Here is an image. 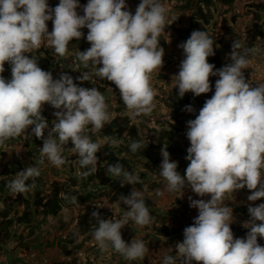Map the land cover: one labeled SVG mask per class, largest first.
Here are the masks:
<instances>
[{"label": "clouds", "instance_id": "9594fccd", "mask_svg": "<svg viewBox=\"0 0 264 264\" xmlns=\"http://www.w3.org/2000/svg\"><path fill=\"white\" fill-rule=\"evenodd\" d=\"M80 7L83 15L77 12ZM127 7L125 0H88L84 6L78 0H59L54 8L48 0H0V73L5 71V63L11 66L10 80L0 75V145L28 135L30 129L29 137L43 141L39 164H44L45 158L56 168L69 163L63 152L71 141L79 166H91L80 175L88 177L97 171L96 154L101 144L88 133L100 132L111 120L105 96L97 88L78 86L67 73L54 79L51 72L38 66L36 56L25 55L46 42L58 56L65 57L69 42L81 39L85 27L91 46L75 51L74 60L84 68L91 64L94 72H82L76 80L83 83L95 75L114 83L132 120L152 114L157 95L151 84L152 74L164 64L159 38L172 23L161 0H141L135 14ZM50 20L51 32L46 23ZM213 45L204 30H194L178 45L185 55L175 75L179 97L187 92L197 97L206 94L211 91L209 77L219 79L198 116L186 122L190 147L185 159L190 163L185 175L177 171L178 162L170 159L167 147L161 149L159 175L166 181L168 192L183 193L190 187L200 197L210 196L208 200L189 196L190 207L198 209V215L184 229L183 242L176 243L177 255H165L162 264H264V246L258 243V237L264 238V203L249 205L244 238H234L230 227L233 209L224 204L226 197L245 187L251 192L249 201L264 198V83L253 87L242 71L249 68V55H255L257 49L245 47L242 39L233 40L231 63L214 71L215 65L207 59L215 55ZM44 104L58 110L53 113L51 127L42 115ZM182 110L195 111L192 105ZM146 146L144 141H133L130 149L135 153ZM107 172L120 180L121 186L143 183L138 174L119 162L109 164ZM40 176L39 167L29 166L16 173L6 187L12 194L27 193ZM29 179L31 184L26 183ZM144 191H148L147 185ZM156 194L162 195L159 190ZM70 202L78 204L77 197L71 196ZM93 202L101 205L99 200ZM120 202L128 206L122 219H103L95 211L100 205L92 210L91 217L97 223L90 234L101 252L111 248L126 260H142L149 251L146 244L142 240L126 243L121 229L129 230L123 228L131 226L129 220L144 227L154 223L156 217L150 215L143 194L134 188L128 196L121 195ZM123 233L130 240L129 233Z\"/></svg>", "mask_w": 264, "mask_h": 264}, {"label": "rangeland", "instance_id": "374dc122", "mask_svg": "<svg viewBox=\"0 0 264 264\" xmlns=\"http://www.w3.org/2000/svg\"><path fill=\"white\" fill-rule=\"evenodd\" d=\"M255 1L259 0H234L230 6V13H236L239 15L235 24H232L234 28L233 35L235 38L242 40L244 39L245 25L250 19L249 13L247 11L248 5L249 3ZM161 2L168 9V19L170 23H174L172 17H178L177 19H179L181 23H174L175 26L185 27L187 25L189 21V14L188 11H183L179 8L181 4L180 1L161 0ZM78 3L81 6H84L88 3V0L81 2L78 1ZM125 3L128 6L126 10H130L132 14H135L136 8L138 4L141 3V0H125ZM58 4L59 0H50L49 6L54 8ZM77 12L79 15L84 14L82 7L77 8ZM227 15L229 16V14ZM217 19H219V16ZM46 23L51 24L50 26L53 27V22L51 20L47 21ZM48 31L51 32V30ZM163 35L168 41V47L164 52L163 67L156 70L152 74L151 84L156 90L157 95L155 97L156 108L150 116H141L136 120H132L120 97L119 89L116 88L114 83L107 81L106 79H101L95 75H91L90 81H84L81 83L80 81L76 80V77L81 76L82 72H87V68H84L81 62L74 60L75 51L79 50V47L71 46V42H69V54L65 57L56 58L47 71L52 73L54 79H58L62 72L67 73L73 77L78 86L89 89L92 87L97 89H99V87H103L105 90L99 91L106 98V103L109 106L111 118L115 115L127 116L131 123L139 127L138 134L142 135L145 140L151 142L152 132L150 129L152 127L159 129L160 122L165 120L178 123L177 120L175 121L172 119L173 110L166 106L164 98L167 97V95L170 94V92H172L175 87V75L178 74L181 61L185 58V55L178 47L179 38H177V32L172 31L171 29L169 31H165ZM79 43L80 42H78V44ZM42 46L49 47L46 42ZM50 49L53 50L51 47ZM262 52L263 53H256V56L251 59L249 68L244 69L246 72L243 71L245 77L252 75L257 78V80H259V83H264V51L262 50ZM25 55H28V53ZM4 67L6 68L3 72V77L6 80H10L11 66L10 64L6 63ZM93 72L94 71L91 73ZM255 78H253L254 81H250L249 79H246V81H249L252 83V86L255 87L256 84H259L258 81L255 82ZM43 111H45V113H42V115L47 119L49 127H51L53 120H55L53 111H51V108H49L48 104L43 105ZM55 111L58 110L56 109ZM196 116H198V114L189 116L186 113L185 115L181 116L180 121L182 122H180L179 125L183 129V134L175 138L173 145L181 147L187 151V149L190 147V141L186 136V132L188 130L186 122L189 120H194ZM90 128L91 125H89V129ZM128 129L129 127L124 125L119 128L117 127L116 136L96 137L97 142L101 144L100 151L105 143H110L115 148L122 146V144L127 141L126 137ZM30 132L31 130L29 129L28 135H30ZM28 135L25 133L18 138L6 141L4 145H0V151H4L5 153L0 158V173H3V176H15L17 173V168H12L8 165H10L15 159H22L25 156L24 153L30 148L29 145L35 144V147H37L36 144L38 143L36 141V137H29ZM45 135H47V131L45 132ZM113 140H115L116 143H113ZM35 141L36 143H34ZM72 147H74V145L71 143V141L65 145L63 156L69 161V163L61 166L60 168L53 166L47 160V158H45L44 164L39 165V168L41 169V179L43 178L45 184L59 182L63 184V188L69 189L68 166L70 164L76 165V173L79 174L78 156L72 152ZM151 155L153 159L156 157L158 159L155 150L151 151ZM175 155L176 157L173 160L178 162L180 165L182 164L181 167H185L186 165L182 161V155L180 153H175ZM132 159L137 161V165L133 169L132 173L138 174L141 177L143 183L131 185L128 187V190L126 188L127 184L121 186L120 180L117 178H113L112 181L107 185L99 186L96 184H90V186H85L84 188H82L80 185H77L75 189L80 191V194H78V199L84 198L87 192H91L92 196L86 198L78 204H71L70 206L63 208L58 216L46 218L40 228L36 230L32 236L29 237L27 234H24V239H18L17 237L14 238L9 243V245L6 246L4 254L2 256L0 255V264H51L55 260L69 259V257L67 258L63 256L65 251L63 248H61V241L70 233H77L79 238V240H77L75 243L65 242V245L72 252L70 257L76 258L77 264H162L165 255H177L175 252V247L173 248L172 245L183 241L184 229L187 226L192 225L194 218L198 215V209L190 207V202L188 199L189 196H191L193 199L205 200L210 199V196L206 195L204 197H200L194 193L190 187H186L183 190V193L168 192L166 188V181L163 177L160 176L161 180L159 179L151 182V179L154 177L153 175H155V177H159V172L161 170V161L159 159L158 162L151 161L148 159V156L145 155L139 158H137L136 155H133ZM146 163L148 166H146ZM179 173L182 176L185 175V171H179ZM145 185H147L148 188V191L146 192L144 191ZM133 188L137 191H140L143 194V197H149L151 205L161 206L163 209L162 213L164 214H161V212L157 213L151 210V206H147L149 211L154 213L153 216L156 217L155 222L144 227H140L138 225L135 226L137 229L145 230V232H135L131 227H123L129 228L128 233L130 235V240L129 238H124V233H121L122 239L126 243L130 244L132 240H142L149 249L144 259L129 261L119 253L114 252L111 248L108 252H101L98 244L90 234V230L92 228L90 225L95 222V219L91 217V213L93 211L89 207L93 201L99 200L101 202V208L95 211H99L101 216L104 215V219H122L124 213L127 211L128 206L120 202V196H128L126 192H131ZM157 190H159L162 195L158 196L156 194ZM250 194V191L241 192L240 190H237L232 194V196H228L224 200V204L233 209L234 221L231 223L230 227L233 231L234 238L246 237L248 229L244 227V224L250 219L248 212L249 205L257 206V202L258 205L264 203V198H261L255 202L249 201L247 198ZM160 215L166 217V221L164 222L169 227H172L178 232V237H180V240L179 238H172L171 240H168V242L164 240L157 241V236L151 231L153 225L159 226L161 223H163V218ZM129 222L134 224V222L131 220H129L128 223ZM257 223L261 222L257 221ZM17 233H19V231ZM143 235H146V237ZM150 235H152V238H149ZM258 243L261 246H264V238L258 237ZM192 264H197V262L194 261Z\"/></svg>", "mask_w": 264, "mask_h": 264}, {"label": "trees", "instance_id": "16d2710c", "mask_svg": "<svg viewBox=\"0 0 264 264\" xmlns=\"http://www.w3.org/2000/svg\"><path fill=\"white\" fill-rule=\"evenodd\" d=\"M84 1V0H78ZM181 2L180 9L183 11H188L189 21L185 27L175 26L174 23H181L179 19H176L174 23L166 27L165 31L177 32L179 44L186 42L190 37L191 33L194 30L206 31L214 41V56H209L208 62L215 65L214 71L219 69L229 63H231L230 52L231 45L233 40L237 39L233 35V25L237 21L239 15L236 13H230V6L234 0H178ZM50 5V0H48ZM248 13L250 19L245 25V37L242 40L245 47L256 48V53H263L264 51V0H259L251 2L248 5ZM229 14V16L227 15ZM219 16V19L217 17ZM51 24L47 23L48 30L53 29ZM84 34L83 37L79 40L73 39L70 41V45L73 47L78 46L79 51H85L90 48V43L86 40L88 29L85 27L81 29ZM160 46L164 48V52L167 50L168 41L165 36L162 34L160 36ZM78 42H80L78 44ZM77 44V45H76ZM180 51L183 52V49L180 48ZM255 55H249V59H253ZM34 55L38 58V66L43 70L47 71L52 65V62L56 58H60L55 52L54 49L51 50L50 47H43L39 50H34L32 53H28V56ZM6 64V63H5ZM102 66V65H99ZM6 68V67H5ZM87 72L92 74L94 71L91 64L86 69ZM0 75L4 76L3 73ZM219 79L218 76H210V86L211 91L206 94H201L200 96H194L192 92L185 93L184 97H179L178 88L175 87L167 97L164 98L165 104L167 107L173 110V120H177L178 123L165 120L160 122L159 129L152 127L150 130L152 132V140L147 141L143 138L142 135H139V127L129 120L127 116L115 115L111 118L110 122L105 124L104 128L93 134L89 132L94 142H97L96 137L106 136H116L117 127L128 126L126 142L115 148L110 143H105L102 146L100 152H97V171L91 174L88 177H83L80 173L87 171L88 168H81L79 166V174L76 173L77 166L69 165V189L62 187L63 184L59 182L45 184L41 176L35 179V187L23 194H12L9 189L6 187L9 181L15 179V176H3V173H0V255L2 256L5 252L6 246L14 238H23L24 234H27L29 237L32 236L36 230L40 228L43 222L48 217L58 216L61 210L65 207L70 206L71 196H76L77 199L80 191L75 189L77 185H80L82 188L85 186H90V184L96 185H107L113 178L108 172L107 167L109 164H115L119 162L123 165L126 170L132 172L137 165V161L132 159L133 155H136L137 158L145 155L148 156V159L151 161L158 162V159L162 162L161 149L167 147V151L170 153V159L174 161L176 155L175 153H180L182 155V161L185 163V167H181L182 164H178L177 171L184 172L190 163L186 160L185 157L188 155L187 151L183 148L173 145L175 138L183 134V129L179 125L180 118L185 113L189 116L199 114V110L203 107L205 101L214 94L215 91V81ZM76 83V81H74ZM98 90H105L103 87H99ZM186 105H192L195 109L194 112L189 113L183 111ZM53 113L54 109L49 105ZM119 112V109H118ZM45 113V111H42ZM182 125V123H181ZM129 136V137H128ZM38 144L35 147V144L29 145L30 148L24 153L22 159H15L12 161L9 167L17 168V173L23 169H26L29 166L39 167L40 159V148L43 146V141L36 138ZM36 141L34 143H36ZM133 141H144L147 143L145 148L139 149L137 152L133 153L130 149V145ZM155 150L156 155L158 156L153 159L151 151ZM4 151H0V158L4 155ZM142 164V163H141ZM143 165V164H142ZM146 166L148 164L146 163ZM33 181L29 179L26 183L31 184ZM131 184H127L128 187ZM47 187V188H46ZM127 195L130 194L126 192ZM65 196H68L69 199H65ZM92 196L91 192L87 194L82 199H78V203L82 202L86 198ZM146 203V206H151V201L149 197H143ZM152 211L150 215H153ZM163 218V223L158 225H153L152 231L156 236H171L175 230L172 227H169L164 221L166 217L160 215ZM81 224V223H80ZM21 227V228H20ZM20 229V230H19ZM19 231V233H17ZM146 237V236H145ZM79 240L77 233H70L61 241V248L65 251L63 254L64 257H69V259L55 260L51 264H77L76 258L70 257L72 252L65 245V242L75 243ZM21 241V240H20Z\"/></svg>", "mask_w": 264, "mask_h": 264}, {"label": "crops", "instance_id": "0c3cea01", "mask_svg": "<svg viewBox=\"0 0 264 264\" xmlns=\"http://www.w3.org/2000/svg\"><path fill=\"white\" fill-rule=\"evenodd\" d=\"M242 71H245L246 72V70H242ZM263 72H264V69H263ZM255 78L254 76H252V75H250V76H247V77H245L247 80L249 79L250 81H254V79L253 78ZM256 80H255V82L256 81H258V83H259V80H257V78H255ZM154 177H153V179H151V182L152 181H154V180H161V177H160V175H159V177H155V175H153ZM240 191L241 192H247V191H249L246 187L244 188V189H240ZM236 192V191H235ZM185 197H186V195H185ZM257 205H258V202L256 203ZM151 210H153V211H155V212H161V214H164V213H162L163 212V209L161 208V206H153V205H151ZM103 219H104V215H102L101 216ZM105 220H107V219H105ZM97 222L95 221L92 225H90L91 227L94 225V224H96ZM98 226V225H97ZM136 226V224L134 223V224H131V228L133 229V231H135V232H138V231H143V232H145V230H142V229H137V227H135ZM171 226V225H170ZM122 232H129V231H127L126 229L124 230V229H121V233ZM143 236H146V235H143ZM149 238H152V235H150L149 236ZM172 238H174V239H177V238H179V240H180V237H178V232L175 230V232L173 233V235H171V236H162V237H160V236H157V241H160V240H164V241H166V242H168V240H171ZM183 242V241H182ZM161 244H162V241H161ZM176 245V244H175ZM175 245H172L173 246V248L175 247ZM149 248H150V246H149ZM159 250V249H158ZM193 263H194V261H193ZM107 264H110V263H107Z\"/></svg>", "mask_w": 264, "mask_h": 264}, {"label": "built area", "instance_id": "2783aa9c", "mask_svg": "<svg viewBox=\"0 0 264 264\" xmlns=\"http://www.w3.org/2000/svg\"><path fill=\"white\" fill-rule=\"evenodd\" d=\"M99 205H100L99 202H93V203L90 204V207H89V208H90L91 210H93V209H95L96 207H98Z\"/></svg>", "mask_w": 264, "mask_h": 264}]
</instances>
